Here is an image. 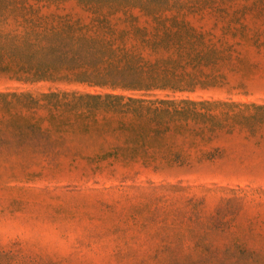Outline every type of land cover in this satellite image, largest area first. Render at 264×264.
Returning a JSON list of instances; mask_svg holds the SVG:
<instances>
[{"label": "rangeland", "instance_id": "rangeland-1", "mask_svg": "<svg viewBox=\"0 0 264 264\" xmlns=\"http://www.w3.org/2000/svg\"><path fill=\"white\" fill-rule=\"evenodd\" d=\"M66 2L73 7L75 0ZM92 6L216 58L221 88L152 96L246 106L221 108L232 114L223 120L231 131L196 147L182 144L189 167L94 169L72 161L94 154V142L110 125L90 124L71 107L60 125L50 126L61 144L56 161L0 146V264H264V0H99ZM48 87L0 77L3 93ZM8 114L4 122L0 110V136L13 123L47 117L23 107ZM200 152L208 159L195 160Z\"/></svg>", "mask_w": 264, "mask_h": 264}, {"label": "trees", "instance_id": "trees-1", "mask_svg": "<svg viewBox=\"0 0 264 264\" xmlns=\"http://www.w3.org/2000/svg\"><path fill=\"white\" fill-rule=\"evenodd\" d=\"M66 1L0 0V77L49 85L45 93L0 92V110L8 116L4 122L11 117L10 110L20 107L47 114L24 126L13 123L7 136H0V146L28 149L38 152L42 160L56 161L61 144L51 136L50 126L60 125L63 112L71 107L90 124L110 125L94 142V154L72 161L84 160L94 169L102 164L138 165L157 171L191 165L182 144L196 147L218 131H231L223 122L232 117L228 109L245 104L152 96L154 92L189 95L221 88L223 74L216 58L164 41L157 31L115 13L93 9V1L99 0H75L73 7ZM70 85L98 91L59 88ZM41 122L48 124L46 129L40 128ZM200 153L195 160L208 159L209 153Z\"/></svg>", "mask_w": 264, "mask_h": 264}]
</instances>
